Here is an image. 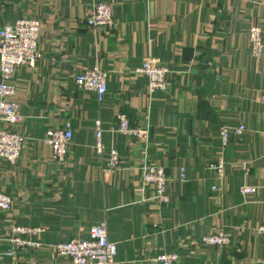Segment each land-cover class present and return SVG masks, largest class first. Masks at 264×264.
Masks as SVG:
<instances>
[{"label": "crops", "instance_id": "0c3cea01", "mask_svg": "<svg viewBox=\"0 0 264 264\" xmlns=\"http://www.w3.org/2000/svg\"><path fill=\"white\" fill-rule=\"evenodd\" d=\"M99 2L112 4L115 23L93 31L87 20ZM21 19L41 22L43 57L13 80L24 120L4 128L25 146L16 165L0 160V193L14 204L0 211V264H72L56 247L102 224L117 264H157L164 253L177 254L176 264H264L256 233L264 225V58L252 56L248 38L252 27L264 36V0H0V29ZM147 58L170 69L166 92L151 95L136 73ZM95 66L108 73L103 104L75 84ZM121 112L143 140L117 133ZM97 120L107 152L119 153L115 171L108 153L96 154ZM68 121L73 139L57 164L46 134ZM240 125L244 135L223 148L220 128ZM220 159L222 178L211 168ZM147 164L165 168L168 205L142 184ZM242 186L258 192L246 198ZM15 225L44 228L43 246L6 256L2 241ZM219 232L231 247L202 244Z\"/></svg>", "mask_w": 264, "mask_h": 264}, {"label": "built area", "instance_id": "2783aa9c", "mask_svg": "<svg viewBox=\"0 0 264 264\" xmlns=\"http://www.w3.org/2000/svg\"><path fill=\"white\" fill-rule=\"evenodd\" d=\"M112 4L99 2L94 6L92 14L87 20L88 27L93 31L111 29L114 26ZM41 33V22L37 19H21L14 25H6L0 29V160L12 166L20 160L24 146V137L4 128L17 126L24 120L19 104L16 101V88L13 85L16 71L22 67L35 68L43 55L38 48ZM249 49L254 58H264V36L259 27H252L248 32ZM147 80V88L151 95L164 93L168 87L170 69L160 65L157 61L147 58L141 67L136 70ZM108 73L100 67L95 66L83 70L75 78L76 86L93 94L99 104L105 102L108 94ZM258 104L264 107V95L258 100ZM117 133L133 139H144L145 131L133 128L128 115L121 112L117 116ZM264 120V112H263ZM95 151L99 157L106 153L109 155L107 171H115L120 165V156L116 149L107 152L103 143V128L101 120L95 123ZM246 132V127L223 126L219 135L223 148L229 145L231 136L241 138ZM73 139V128L71 122H67L62 129L49 130L46 134L45 144L52 149L53 160L57 164L66 162L69 147ZM225 162L220 159L212 165L219 178L224 175ZM142 184L151 188L154 192V200L160 205H168L171 202L169 193L170 178L163 166L147 164L141 169ZM180 183L187 182V172L181 170ZM217 188H213L216 191ZM258 190L252 186H242L240 193L244 197L257 194ZM13 200L10 196L0 193V211L11 212ZM45 229L42 227H28L15 225L10 235L2 242L6 247L5 255L14 256L19 252L36 251L43 246L42 236ZM260 236L264 235V225L256 229ZM202 244L211 248H229L232 246L230 237L225 232H219L206 236ZM117 245L109 240L108 232L104 224L94 226L90 229L86 238L71 240L61 243L56 247V255L69 259L72 264H117ZM157 264H176L179 256L175 253L160 254L153 259Z\"/></svg>", "mask_w": 264, "mask_h": 264}]
</instances>
